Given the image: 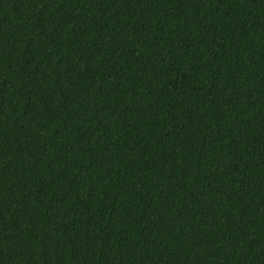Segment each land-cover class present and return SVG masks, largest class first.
<instances>
[{
  "label": "trees",
  "instance_id": "trees-1",
  "mask_svg": "<svg viewBox=\"0 0 264 264\" xmlns=\"http://www.w3.org/2000/svg\"><path fill=\"white\" fill-rule=\"evenodd\" d=\"M0 264H264V0H0Z\"/></svg>",
  "mask_w": 264,
  "mask_h": 264
}]
</instances>
